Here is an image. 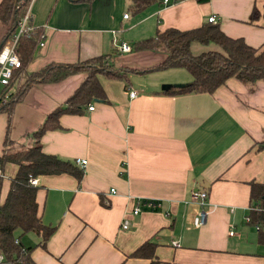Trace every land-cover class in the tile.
I'll return each mask as SVG.
<instances>
[{"label": "crops", "instance_id": "0c3cea01", "mask_svg": "<svg viewBox=\"0 0 264 264\" xmlns=\"http://www.w3.org/2000/svg\"><path fill=\"white\" fill-rule=\"evenodd\" d=\"M128 4L30 1L29 24L39 30L40 39L23 72L101 56L111 68L127 72L121 79L94 74L104 100L92 98L79 113L61 114L59 127L38 137L43 153L72 162L81 177L77 181L62 173L34 178L37 216L54 230L43 247L36 246L39 238L30 232L18 242L32 247L29 256L35 264H148L145 257L129 256L145 241L153 243L155 264H264V218L260 225L247 222L256 203L250 201L249 184L264 185V81L227 78L211 93L162 91L163 84L189 83V73L176 67L156 69L163 53L134 48L156 31L193 29L210 16L214 21L209 24L226 37L263 48L264 0H177L165 5L159 0L137 13ZM120 42L128 52L118 51ZM86 76L78 71L56 82L28 84L10 107L9 145L29 146L44 117ZM6 119L1 111L0 154ZM6 168L8 176L16 169L3 165L0 200L7 188ZM2 177L7 179L3 185ZM200 191L205 192L201 206L190 197ZM135 206L139 211L131 215ZM197 213L203 220L194 227Z\"/></svg>", "mask_w": 264, "mask_h": 264}, {"label": "trees", "instance_id": "16d2710c", "mask_svg": "<svg viewBox=\"0 0 264 264\" xmlns=\"http://www.w3.org/2000/svg\"><path fill=\"white\" fill-rule=\"evenodd\" d=\"M28 1L0 0V43L14 31ZM158 1L129 0L128 8L133 13H137ZM250 16L251 18L254 16V9H251ZM38 39L40 33L37 28L22 33L17 39L13 51L19 60V67L12 71L4 88L6 95L4 98L1 95L3 99H0V112L3 111L7 115L0 154V171L5 163H11L16 167L14 174L7 180L4 197L0 200V254L3 261L8 264H35L29 256L32 247H23L18 242V238L24 233H33L39 238L36 246L43 247L54 230L53 227L42 224L37 216L34 199L36 187L30 185L28 180L36 176L62 173L72 176L77 181L81 177V171L72 162L43 153L38 144V137L45 130L57 129L59 127L57 118L61 114L79 113L92 98L104 100L103 92L94 74L103 73L121 79L127 72L124 69L111 68L105 62V57L101 56L74 64H48L35 73L26 74L22 71V67L28 61L31 49ZM193 44L205 48L193 53L191 49ZM134 48L163 53L164 59L156 69L176 67L186 70L191 81L184 88L176 89L179 93H211L227 78H235L242 83L264 81V47L253 48L240 38L226 37L216 25L207 21L189 30L166 28L160 32L156 31L152 37L135 42ZM78 71H86L87 76L60 106L44 117L37 130L31 134L33 142L29 146L12 150L7 137L12 103L18 100L32 81L56 82ZM18 79H21L19 83ZM249 198L256 203L251 204L247 222L260 225L264 218V185L250 183ZM15 232L18 234L15 235ZM152 247L153 243L145 241L129 256L145 257L149 260L148 264H155L151 259Z\"/></svg>", "mask_w": 264, "mask_h": 264}, {"label": "built area", "instance_id": "2783aa9c", "mask_svg": "<svg viewBox=\"0 0 264 264\" xmlns=\"http://www.w3.org/2000/svg\"><path fill=\"white\" fill-rule=\"evenodd\" d=\"M30 1L31 0H29L28 3L26 4L24 13L19 18L14 31L12 33H10V35H8L0 45V99H3L6 95L4 88L7 85V82L11 76L12 71L15 68L19 67V60L13 51V49L16 45L17 39L19 38V36L22 33L30 31L32 29L30 24H29ZM174 1H177V0H161V3L163 5H165V4H169L171 2H174ZM122 18H126V14H123ZM206 21L209 23H213L214 17L210 16L206 19ZM116 48L121 53H126L129 51V47L125 43H122V42H120L116 46ZM1 95H3V98H1ZM128 96L133 97L134 93L132 91H129ZM87 110H91V106H88ZM74 163L77 165H82V164H84V160L75 159ZM0 178H1V171H0ZM28 183L30 185L35 186V179L30 178L28 180ZM110 191L112 192L113 190H110ZM190 197H191L192 201H195L199 206H201L203 204L204 199H205V192L204 191L192 192ZM143 205H145L148 208L153 207L149 201H144ZM138 211H139V207L135 206L131 209L130 213H131V215H134ZM202 220H203V214L197 213L196 216L192 218L193 226L197 227L198 225H200L202 223ZM125 227H126V222L123 221L120 225V228L124 229ZM228 235H231V231L228 232ZM14 242H16V240H14ZM171 245L176 246V243L171 242ZM0 264H8V263H5L3 261V257L1 254H0Z\"/></svg>", "mask_w": 264, "mask_h": 264}, {"label": "rangeland", "instance_id": "374dc122", "mask_svg": "<svg viewBox=\"0 0 264 264\" xmlns=\"http://www.w3.org/2000/svg\"><path fill=\"white\" fill-rule=\"evenodd\" d=\"M210 47H211V46H208V48H210ZM204 48H205V47H200V46H198V45H196V44H193L191 49H192V52H193V53H197L199 50L204 49ZM186 83H188V82H186ZM11 149H12V150L17 149V147H11ZM3 173H4L5 177H7V178H10V177L12 176V175H11V176H8V174H9V170H7V168L3 170ZM4 179H5V178L2 177V185H3V183L5 182V180H7V179H5V180H4ZM22 235H23V234H22ZM22 235H21V236H22ZM21 236H20V237H21Z\"/></svg>", "mask_w": 264, "mask_h": 264}, {"label": "water", "instance_id": "95a60500", "mask_svg": "<svg viewBox=\"0 0 264 264\" xmlns=\"http://www.w3.org/2000/svg\"><path fill=\"white\" fill-rule=\"evenodd\" d=\"M1 45V43H0ZM188 83H183V84H173V85H168V84H163V85H160L159 89L162 90V91H167L168 89L170 88H173V89H182L184 88Z\"/></svg>", "mask_w": 264, "mask_h": 264}]
</instances>
